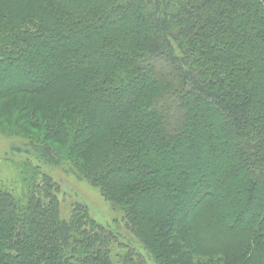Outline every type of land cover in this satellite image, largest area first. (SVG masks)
Returning a JSON list of instances; mask_svg holds the SVG:
<instances>
[{"label": "trees", "instance_id": "obj_1", "mask_svg": "<svg viewBox=\"0 0 264 264\" xmlns=\"http://www.w3.org/2000/svg\"><path fill=\"white\" fill-rule=\"evenodd\" d=\"M0 89V132L66 160L151 264H264V0H0ZM19 183L0 264H149L62 220L30 163Z\"/></svg>", "mask_w": 264, "mask_h": 264}, {"label": "rangeland", "instance_id": "obj_2", "mask_svg": "<svg viewBox=\"0 0 264 264\" xmlns=\"http://www.w3.org/2000/svg\"><path fill=\"white\" fill-rule=\"evenodd\" d=\"M7 74L9 73L7 72ZM24 76L20 78V81H23L21 79H24ZM30 76L31 79H36L34 75ZM12 84V82H5L1 89ZM34 147L27 139L11 137L0 132V188L17 196L21 192L19 177L22 166L25 163H30L33 169H37L41 174L51 178L59 190L57 199L62 220L69 217L74 206L80 205L85 208L92 221L111 230L123 244L130 246L151 264L149 256L138 240L127 230L122 212L106 202L98 189L79 180L71 172V166L66 160L61 159L58 165L51 163L47 154L42 150H35Z\"/></svg>", "mask_w": 264, "mask_h": 264}]
</instances>
